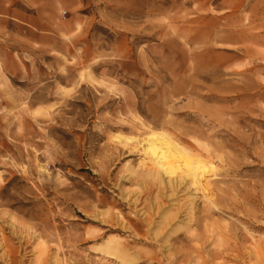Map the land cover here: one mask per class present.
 <instances>
[{
	"label": "rangeland",
	"instance_id": "374dc122",
	"mask_svg": "<svg viewBox=\"0 0 264 264\" xmlns=\"http://www.w3.org/2000/svg\"><path fill=\"white\" fill-rule=\"evenodd\" d=\"M0 264H264V0H0Z\"/></svg>",
	"mask_w": 264,
	"mask_h": 264
},
{
	"label": "bare ground",
	"instance_id": "6f19581e",
	"mask_svg": "<svg viewBox=\"0 0 264 264\" xmlns=\"http://www.w3.org/2000/svg\"><path fill=\"white\" fill-rule=\"evenodd\" d=\"M154 146L161 149L158 163L165 172L171 176L182 174L194 183L200 181L202 171L199 164L190 158L176 142L170 141L165 135L159 133Z\"/></svg>",
	"mask_w": 264,
	"mask_h": 264
}]
</instances>
